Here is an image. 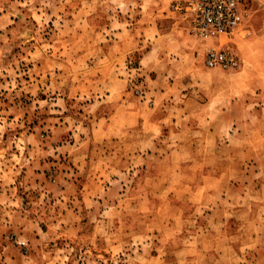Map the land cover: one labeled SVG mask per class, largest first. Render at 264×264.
<instances>
[{
  "label": "rangeland",
  "instance_id": "rangeland-1",
  "mask_svg": "<svg viewBox=\"0 0 264 264\" xmlns=\"http://www.w3.org/2000/svg\"><path fill=\"white\" fill-rule=\"evenodd\" d=\"M179 1L0 0V264H264V125Z\"/></svg>",
  "mask_w": 264,
  "mask_h": 264
},
{
  "label": "built area",
  "instance_id": "built-area-1",
  "mask_svg": "<svg viewBox=\"0 0 264 264\" xmlns=\"http://www.w3.org/2000/svg\"><path fill=\"white\" fill-rule=\"evenodd\" d=\"M247 0H180L174 11L189 25L191 34L203 46L208 68L235 70L239 67L232 38L246 27L249 18Z\"/></svg>",
  "mask_w": 264,
  "mask_h": 264
},
{
  "label": "crops",
  "instance_id": "crops-1",
  "mask_svg": "<svg viewBox=\"0 0 264 264\" xmlns=\"http://www.w3.org/2000/svg\"><path fill=\"white\" fill-rule=\"evenodd\" d=\"M253 5V36L247 40V44L250 45L249 51L252 53L249 54L248 51L247 61H244L241 67L239 66V70L225 75V78L229 80V85L225 86L227 92L223 94L222 100L220 99L224 103L216 104L214 102L215 92H213L209 101L200 104L201 107L213 108L215 110L213 115L224 113L229 116L231 113L245 110V112H251L244 119L236 121L227 118V116L226 118L221 117L224 118L226 124L231 126L264 125V0H255ZM252 117L255 118V121H248V118L252 119ZM214 121L212 118L204 124L214 126ZM161 123L163 122L160 121V125H162ZM180 140L177 138V141Z\"/></svg>",
  "mask_w": 264,
  "mask_h": 264
},
{
  "label": "bare ground",
  "instance_id": "bare-ground-1",
  "mask_svg": "<svg viewBox=\"0 0 264 264\" xmlns=\"http://www.w3.org/2000/svg\"><path fill=\"white\" fill-rule=\"evenodd\" d=\"M239 66H240V64H239ZM239 68V67H238Z\"/></svg>",
  "mask_w": 264,
  "mask_h": 264
}]
</instances>
